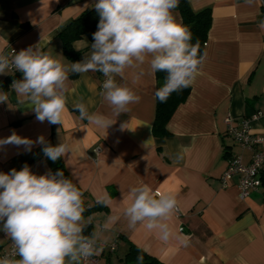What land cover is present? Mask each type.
Instances as JSON below:
<instances>
[{
    "label": "crops",
    "instance_id": "crops-1",
    "mask_svg": "<svg viewBox=\"0 0 264 264\" xmlns=\"http://www.w3.org/2000/svg\"><path fill=\"white\" fill-rule=\"evenodd\" d=\"M96 2L0 0V53L7 54L9 48L18 53L39 44L70 67L59 34ZM188 2L194 12L209 9L212 20L204 62L189 96L166 126L168 137L155 138L152 133L157 81L147 63L129 69L124 79L116 78L140 97L119 114L103 100L97 72H69L61 124L40 122L27 103H19L11 86L22 74L6 70L0 74V95L7 96L0 103V139L15 132L34 143L30 151L12 144L0 147V170L7 173L28 165L33 173L43 175L54 174L61 166L83 191L90 235L95 232L98 243L106 247L115 245L118 257L132 245L161 264H264V184L240 200L237 176L224 184L221 180L231 156L241 155L244 164L249 161V153L227 134L224 119L231 116L235 127L247 120L253 134L264 135V31L257 26L264 19V4L261 0L253 5L245 0ZM90 45L87 37L72 43L75 62L88 54ZM141 71L143 75L133 82ZM81 98L86 104L93 101L90 113L103 114L114 123L100 130L80 120L74 103ZM39 137L52 146L68 144L70 152L53 162L44 156V145L35 143ZM142 184L156 194L172 193L177 198V210L167 221L175 235L167 243L159 239L158 230L141 224L130 228L122 215L112 230L103 229L109 215L119 214L131 203L129 189ZM105 194L111 197V206L97 203ZM9 242L0 231V252ZM102 253L107 251L96 254L100 264Z\"/></svg>",
    "mask_w": 264,
    "mask_h": 264
},
{
    "label": "clouds",
    "instance_id": "clouds-1",
    "mask_svg": "<svg viewBox=\"0 0 264 264\" xmlns=\"http://www.w3.org/2000/svg\"><path fill=\"white\" fill-rule=\"evenodd\" d=\"M179 2L97 0V31L81 61L66 67L38 44L18 53L13 50L10 57L0 53V74H6L7 69L22 73V79L14 80L11 86L18 102L27 103L38 121L47 120L50 124L62 123L69 72L102 73L103 100L113 113L119 114L138 103L140 97L116 78L124 79L129 69L142 68L147 63L152 73H166L164 84L155 92L156 98L165 102L171 93L195 81L204 62L199 42L192 43L191 31L176 18L174 10ZM256 2L245 0L248 5ZM257 26L264 31V19ZM142 75L141 71L133 82ZM6 101L7 96L0 95V103ZM92 103L89 100L86 104L82 98L74 103L79 119L107 130L114 122L103 114L90 113L88 106ZM33 143L15 132L0 139V147L12 144L23 146L26 151L31 150ZM35 143L44 145V156L53 162L70 152V145L52 146L43 137ZM129 194L131 203L119 214L109 215L103 229L112 230L122 215L130 228L141 224L150 231L158 230L159 239L169 242L175 234L167 221L177 210L176 196L156 194L147 184L130 188ZM97 203L111 206L112 199L105 194ZM85 210L83 191L63 171L37 175L24 165L20 170L0 172V231L11 239L14 249L11 256L0 258V264H83L100 250L95 232L84 235ZM143 260V255L137 256L138 264H143Z\"/></svg>",
    "mask_w": 264,
    "mask_h": 264
},
{
    "label": "trees",
    "instance_id": "trees-1",
    "mask_svg": "<svg viewBox=\"0 0 264 264\" xmlns=\"http://www.w3.org/2000/svg\"><path fill=\"white\" fill-rule=\"evenodd\" d=\"M264 4V0H261ZM181 23L185 25L192 33V43L199 42L200 53L203 54L204 45L211 25V12L209 9H204L199 12H194L188 0H180L177 9ZM99 22V14L95 10L94 6L85 9L78 17L74 18L70 24L60 32L59 37L62 41L63 54L74 63L77 55L72 49V43L87 37L89 41L93 42V33L97 31V25ZM157 89H159L165 82L166 73L156 72ZM190 94V86L183 88L179 91L171 93L165 102H160L156 98L155 119L152 126V133L155 138L168 137L169 133L166 130V126L177 108L183 104ZM63 171L65 177L68 178L66 172L61 166L56 167L54 172ZM91 234V226L89 224L84 228V235ZM113 253L107 252L105 255L102 253L100 257H103L101 264H138L137 256L143 255V264H161L155 259L150 258L145 253L140 251L134 246H130L127 252L118 257Z\"/></svg>",
    "mask_w": 264,
    "mask_h": 264
},
{
    "label": "built area",
    "instance_id": "built-area-1",
    "mask_svg": "<svg viewBox=\"0 0 264 264\" xmlns=\"http://www.w3.org/2000/svg\"><path fill=\"white\" fill-rule=\"evenodd\" d=\"M14 49L9 48L7 55L11 56ZM16 52V51H15ZM11 75L22 74L14 69H7ZM99 75V90L102 93V83L105 79L102 73ZM224 124L227 128V134L234 140L242 152L249 153V161L247 164L243 163L241 155H234L228 159V165L222 175V183L233 176H237L238 183V198L244 200L252 193L257 192L264 184V135H255L251 132L250 122L247 120L241 121L239 127L233 125V118L227 116L224 119ZM1 172V170H0ZM99 251H107L113 253L115 245L106 247L98 243ZM13 244L10 242L6 248L0 252V258L11 256L13 253ZM18 258V257H17ZM83 264H100L99 257L95 255L83 261Z\"/></svg>",
    "mask_w": 264,
    "mask_h": 264
}]
</instances>
